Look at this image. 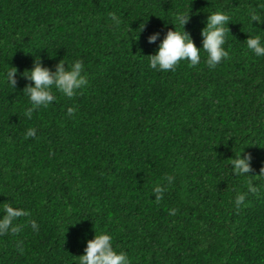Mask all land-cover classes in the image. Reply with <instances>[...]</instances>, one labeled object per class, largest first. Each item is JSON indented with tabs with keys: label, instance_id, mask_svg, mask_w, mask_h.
Masks as SVG:
<instances>
[{
	"label": "trees",
	"instance_id": "16d2710c",
	"mask_svg": "<svg viewBox=\"0 0 264 264\" xmlns=\"http://www.w3.org/2000/svg\"><path fill=\"white\" fill-rule=\"evenodd\" d=\"M215 12L229 16L228 59L210 69L201 51L195 67L150 68L181 30L177 14L200 48ZM253 13L264 19V0H0V212L27 213L0 235V264H79L101 232L131 264H264V57L247 48L264 42V20ZM38 57L81 60L88 85L54 90L28 119L23 73ZM240 153L249 175L231 173Z\"/></svg>",
	"mask_w": 264,
	"mask_h": 264
},
{
	"label": "clouds",
	"instance_id": "9594fccd",
	"mask_svg": "<svg viewBox=\"0 0 264 264\" xmlns=\"http://www.w3.org/2000/svg\"><path fill=\"white\" fill-rule=\"evenodd\" d=\"M117 24L120 20L115 14L111 16ZM189 13H179L176 15V23L181 30H168L163 39L160 40L154 54L149 55V66L156 71H175L181 61H187L190 67H195L200 63L201 51L206 53V63L210 69H214L223 60L229 58V52L225 49L226 35L229 33V16L222 12H215L206 17L205 27L201 30V47L197 48L189 33L184 31V26L189 21ZM262 20L256 14H251V22L259 24ZM144 25L141 27L143 29ZM160 39V33H152L147 37L149 44L155 43ZM247 48L256 56L264 57V42L259 36L248 37ZM67 65V66H66ZM26 73V74H25ZM84 73V64L81 60H76L70 65L63 59L59 60L53 68L43 65V61L38 57L34 60L30 70L23 73L24 78L30 83L26 84L23 90L30 101V107L24 112L26 118L31 119L32 113L41 108H47L54 103L55 92L65 97H74L79 90L88 85V80ZM17 69L10 67L4 75L12 87L16 84ZM74 108H68L67 114L72 116ZM28 137H35L36 130L29 129ZM231 173L235 176L249 175L251 169V157L247 154L235 157L230 164ZM170 184L175 179L173 176L166 177ZM249 191L255 192L256 189L249 186ZM156 199L163 198L164 188L154 189ZM244 195H240L235 203L239 207L244 202ZM26 211L12 206L6 207L0 212V235L7 234L9 231H17L13 221L26 215ZM33 228L36 225L33 224ZM79 264H131L128 255L123 251H117L113 245V237L107 232H101L86 242L84 254L79 256Z\"/></svg>",
	"mask_w": 264,
	"mask_h": 264
}]
</instances>
